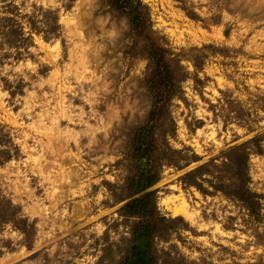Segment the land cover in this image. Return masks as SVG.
Masks as SVG:
<instances>
[{
    "label": "rangeland",
    "instance_id": "rangeland-1",
    "mask_svg": "<svg viewBox=\"0 0 264 264\" xmlns=\"http://www.w3.org/2000/svg\"><path fill=\"white\" fill-rule=\"evenodd\" d=\"M141 1L153 36L190 72L170 105L177 129L169 144L199 156L164 165L151 188L162 214L188 224L156 239L159 256L264 264V151L249 162V186L263 197L256 215L208 182L211 192L183 181L255 136L264 150V0ZM11 3L24 14L55 10L60 29L50 38L34 32L19 58L0 48V264H120L135 220L114 193L153 107L144 45L107 0H0V16Z\"/></svg>",
    "mask_w": 264,
    "mask_h": 264
},
{
    "label": "trees",
    "instance_id": "trees-1",
    "mask_svg": "<svg viewBox=\"0 0 264 264\" xmlns=\"http://www.w3.org/2000/svg\"><path fill=\"white\" fill-rule=\"evenodd\" d=\"M107 1L111 8L128 15L135 40L144 45L149 60L144 81L153 99L147 123L135 131L129 150L125 153L123 162L129 174L125 183L119 185L114 193L118 201H124L120 213L135 220L131 229L130 248L120 264H187L183 258L177 260L171 256L170 251L164 252L166 257L163 259L159 256L156 239H166L171 231L187 227L188 224L181 216L167 217L162 214L157 205L156 191L151 188L161 179L164 165L182 167L192 160H199L197 154L184 158L182 151L173 148L168 140L170 136H175L177 129L170 105L173 98L183 92L182 82L190 72L181 63L182 57L177 52L153 36L149 12L141 0ZM6 9L7 14L0 16V48H15L17 58L23 56L22 48L31 44L34 32L43 33L46 38L59 34L60 24L55 10L35 7L31 13L24 14L12 3ZM22 18L29 25V30L25 29ZM191 60L195 68H200L204 61L201 58ZM261 140L260 136H255L226 148L219 155L220 164H216V158H212L185 173L184 183L195 185L202 192H209L204 185V182H208L215 191L236 198L250 213L256 215L263 197L249 186V162L252 151H264ZM182 162L185 164L181 165ZM206 174L212 175L215 180L205 177ZM17 221L20 223L22 219Z\"/></svg>",
    "mask_w": 264,
    "mask_h": 264
},
{
    "label": "bare ground",
    "instance_id": "bare-ground-1",
    "mask_svg": "<svg viewBox=\"0 0 264 264\" xmlns=\"http://www.w3.org/2000/svg\"><path fill=\"white\" fill-rule=\"evenodd\" d=\"M172 205V204H171ZM178 206H176V208H177ZM180 208V207H179ZM178 209V208H177Z\"/></svg>",
    "mask_w": 264,
    "mask_h": 264
}]
</instances>
